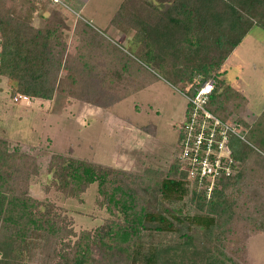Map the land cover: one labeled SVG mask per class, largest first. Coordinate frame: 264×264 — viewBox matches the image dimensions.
<instances>
[{
    "label": "trees",
    "instance_id": "trees-1",
    "mask_svg": "<svg viewBox=\"0 0 264 264\" xmlns=\"http://www.w3.org/2000/svg\"><path fill=\"white\" fill-rule=\"evenodd\" d=\"M4 1L0 0V74L9 80L11 94L52 100L55 93L61 92L106 109L145 87L146 82L138 80L139 57H143L155 61L176 80L186 82L190 87L189 95H193L203 81L212 79L213 90L208 95L207 107L222 118L235 120L238 125L246 123L248 132L255 127L252 120L247 123L242 116L247 97L225 84L215 71L253 26L264 29V0H160L163 9L150 0H122L109 25L122 33L131 31L136 39L138 61L126 56L118 47L106 48L109 47L106 39L95 35L85 38L88 50L91 49L88 52L92 53L87 63L72 67H69L70 57L61 67L63 57L53 51L57 44L31 27L26 16L11 13L12 5L5 7ZM253 17L258 24L252 25ZM99 46L106 49L99 50L94 60L92 50ZM237 111L239 116L231 117V113ZM140 129L151 136L156 132L153 123L142 124ZM180 136L178 134L177 148L173 151V162L165 172L148 167L143 173L114 170L110 165L86 158L69 160L59 155L53 172L55 187L83 188L96 181L104 198L98 203L121 217L90 235L84 232L73 248L64 245L63 249L72 253L66 254L70 258L65 264H176L167 258L168 252L193 248L195 237L199 236L207 240L215 237L217 244L223 246L219 241V235L224 233L219 229L220 220L234 213L230 189L235 186L238 192L245 190L244 181L254 177L250 176V169L264 172V160H256L246 141L230 137L237 172L222 175L207 195L205 190H198L195 181L180 168L177 161ZM261 141L264 144V138ZM5 145L0 141V245L4 246H0L1 252L3 249L16 251V243H25L27 233L32 234V231H47L55 236L67 231L58 229V218L48 217L47 211L40 213L36 199L18 188L20 175H28L33 160L24 167L27 162L23 157L8 152ZM249 164L252 168L247 171L245 167ZM111 171L117 172L110 174ZM261 212L264 213L260 211L258 217ZM175 222L186 224V230L179 232ZM255 223V230L264 231V226ZM173 230L178 231L181 240L166 244L161 238L158 242L153 239ZM91 239L94 243H103L104 247L91 245ZM96 252L99 257H93ZM219 252L223 253L216 245L214 253ZM214 253H207L203 264H227ZM12 262L6 254L0 257V264H14Z\"/></svg>",
    "mask_w": 264,
    "mask_h": 264
},
{
    "label": "rangeland",
    "instance_id": "rangeland-1",
    "mask_svg": "<svg viewBox=\"0 0 264 264\" xmlns=\"http://www.w3.org/2000/svg\"><path fill=\"white\" fill-rule=\"evenodd\" d=\"M121 1L6 0L3 4L5 7L12 5L11 13L26 16L31 27L40 30L43 36L48 35L47 38L57 44L54 54L63 57L61 67L69 57V67H72L87 63L92 53L88 52L91 49L88 50L86 39L95 35L106 39L109 44L106 48L118 47L126 56L137 59L136 39L131 31L122 33L109 25ZM150 1L164 8L162 1ZM253 24H258L255 17L252 18ZM244 37L225 64L215 72H219L225 84L245 93L248 101L242 116L245 122L252 120L255 127L248 132L246 123L241 122L238 128L245 135L244 141L251 145L256 160H264L261 141L264 138V29L255 25ZM1 43L0 32V46ZM99 48L92 50L94 60L99 50L106 49ZM139 58L138 80L146 82L145 87L127 94L106 109L61 92L55 93L52 100L11 94L9 80L0 74V141L5 142L8 152L23 157L22 160L27 162L24 167L33 160L28 175H20L18 188L36 199L40 213L47 211L48 217L58 218V229L67 230L57 236L42 230L27 233L25 243H16V251L3 249L1 252L4 246L0 245V257L6 254L14 264H65L70 258L66 254L72 253L67 251L69 249L64 250V245L73 248L84 232L90 235L95 229L107 228V224L121 219L120 215L98 203L104 198L96 181L83 188L55 187L53 172L59 155L63 154L69 160L86 158L110 165L114 170L126 169L135 173L160 168L165 172L173 162L178 126L185 118L186 95L190 87L186 82L176 80L175 76L171 77L155 61ZM238 116V111L231 113V117ZM151 123L156 124L152 136L140 129L142 124ZM247 167L248 171L250 164ZM250 170V176L254 177L244 181L245 190L239 189L238 192L235 186L230 189L234 213L220 220L223 228L219 229L224 233L219 235V241L224 243L223 246L217 244L215 237L209 240L204 236L195 237L193 248L170 250L167 254L170 261L203 264L204 256L214 253L218 245L223 253L214 254L227 264H264V231L253 227L255 222L264 226V213L258 217L260 211H264V172H259L258 168ZM175 226L179 232L186 230L184 223L175 222ZM178 231H169L153 239L158 242L161 238L169 244L182 239ZM90 244L104 247L103 243H94L92 239ZM98 252L93 257H99Z\"/></svg>",
    "mask_w": 264,
    "mask_h": 264
},
{
    "label": "built area",
    "instance_id": "built-area-1",
    "mask_svg": "<svg viewBox=\"0 0 264 264\" xmlns=\"http://www.w3.org/2000/svg\"><path fill=\"white\" fill-rule=\"evenodd\" d=\"M213 84L212 79L205 80L193 95H186L189 110L178 131L181 134L177 155L180 168L195 181L196 188L205 190L207 195L222 175L237 172L238 163L232 154L230 137L245 139L235 120L222 118L207 107Z\"/></svg>",
    "mask_w": 264,
    "mask_h": 264
},
{
    "label": "crops",
    "instance_id": "crops-1",
    "mask_svg": "<svg viewBox=\"0 0 264 264\" xmlns=\"http://www.w3.org/2000/svg\"><path fill=\"white\" fill-rule=\"evenodd\" d=\"M113 28H114V27H113ZM252 29H253V27L247 32V34L245 35V37H246V36L252 31ZM245 37H244V38H245ZM242 41H243V38H242L241 42H242ZM241 42H240L239 44H241ZM239 44H238V45H239ZM238 45H237L236 47H238ZM236 47H235L234 49H236ZM234 49H233V50H234ZM230 54H231V53H230ZM230 54H229V55H230ZM229 55L227 56V58L229 57ZM227 58H226V59H227ZM226 59L224 60L223 64H225ZM241 92H242V94H245V93L243 92V90H241ZM247 101H248V100H247ZM155 126H156V124H155Z\"/></svg>",
    "mask_w": 264,
    "mask_h": 264
}]
</instances>
